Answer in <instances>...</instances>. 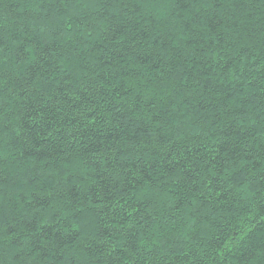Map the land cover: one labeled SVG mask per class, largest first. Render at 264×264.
Here are the masks:
<instances>
[{"label": "trees", "instance_id": "16d2710c", "mask_svg": "<svg viewBox=\"0 0 264 264\" xmlns=\"http://www.w3.org/2000/svg\"><path fill=\"white\" fill-rule=\"evenodd\" d=\"M0 264H264V0H0Z\"/></svg>", "mask_w": 264, "mask_h": 264}]
</instances>
